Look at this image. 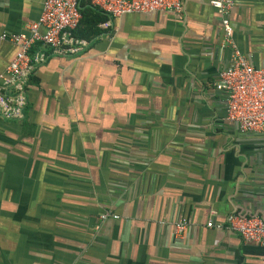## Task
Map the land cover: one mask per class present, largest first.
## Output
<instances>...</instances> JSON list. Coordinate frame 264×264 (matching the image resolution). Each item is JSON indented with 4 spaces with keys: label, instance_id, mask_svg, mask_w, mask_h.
I'll return each mask as SVG.
<instances>
[{
    "label": "crops",
    "instance_id": "crops-1",
    "mask_svg": "<svg viewBox=\"0 0 264 264\" xmlns=\"http://www.w3.org/2000/svg\"><path fill=\"white\" fill-rule=\"evenodd\" d=\"M44 1L0 0V34H28ZM231 1L232 40L262 69L264 0ZM98 14L76 52L33 48L48 58L20 119L0 108V264H263L227 223L264 212V134L227 119L221 14ZM17 51L0 42V74Z\"/></svg>",
    "mask_w": 264,
    "mask_h": 264
},
{
    "label": "built area",
    "instance_id": "built-area-1",
    "mask_svg": "<svg viewBox=\"0 0 264 264\" xmlns=\"http://www.w3.org/2000/svg\"><path fill=\"white\" fill-rule=\"evenodd\" d=\"M184 0H91V5L104 14L118 18L126 14L170 11L181 14ZM82 0H45L38 21L33 23L28 34H0V42H9L18 47L17 54L5 71L0 74V108L7 118L20 119L27 107V84L37 64L48 58L43 53H33L36 45L46 46L52 55H67L76 52L79 44L72 35L82 20ZM222 18L223 46L232 49L230 65L221 73L217 90L226 94L227 119L236 124L243 133L264 134V68H255L236 48L233 27L228 18L231 0H210ZM70 46V47H69ZM110 214L100 215L102 221ZM118 219L117 215L111 216ZM228 228L237 232L244 241L257 243L262 248L264 264V212L256 216L232 214L227 220ZM209 227L212 223L209 222ZM188 220L181 219L175 226V234L182 236ZM221 228V225L216 226Z\"/></svg>",
    "mask_w": 264,
    "mask_h": 264
},
{
    "label": "trees",
    "instance_id": "trees-1",
    "mask_svg": "<svg viewBox=\"0 0 264 264\" xmlns=\"http://www.w3.org/2000/svg\"><path fill=\"white\" fill-rule=\"evenodd\" d=\"M89 6L82 7L81 6V14H82V20L80 22L79 27L72 32V35L74 38H93L100 34V24L103 22L102 19L99 18L98 13H103L100 10L94 8L91 5V0ZM32 77V75L30 76ZM31 78H29L30 81ZM243 215V214H242ZM245 215V214H244ZM249 216V215H247Z\"/></svg>",
    "mask_w": 264,
    "mask_h": 264
}]
</instances>
